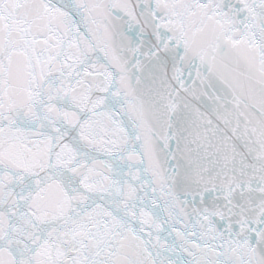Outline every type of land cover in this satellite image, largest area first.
<instances>
[{"label":"snow or ice","instance_id":"1","mask_svg":"<svg viewBox=\"0 0 264 264\" xmlns=\"http://www.w3.org/2000/svg\"><path fill=\"white\" fill-rule=\"evenodd\" d=\"M0 264H264V0H0Z\"/></svg>","mask_w":264,"mask_h":264}]
</instances>
